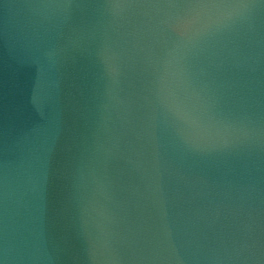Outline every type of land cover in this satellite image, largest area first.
<instances>
[{
    "label": "water",
    "instance_id": "obj_1",
    "mask_svg": "<svg viewBox=\"0 0 264 264\" xmlns=\"http://www.w3.org/2000/svg\"><path fill=\"white\" fill-rule=\"evenodd\" d=\"M190 2L0 0V264H264V0Z\"/></svg>",
    "mask_w": 264,
    "mask_h": 264
},
{
    "label": "clouds",
    "instance_id": "obj_2",
    "mask_svg": "<svg viewBox=\"0 0 264 264\" xmlns=\"http://www.w3.org/2000/svg\"><path fill=\"white\" fill-rule=\"evenodd\" d=\"M185 7L192 10L195 15L179 18L180 26L185 37L184 46H195L198 39L210 31L213 27L219 28L226 21L231 20L234 15L242 14L249 7L245 3L223 4L207 2V0H191ZM212 9H230L227 12L212 13ZM175 110L190 126H197V118L193 115L192 108L183 101H174ZM194 141L203 139L199 134H192Z\"/></svg>",
    "mask_w": 264,
    "mask_h": 264
}]
</instances>
